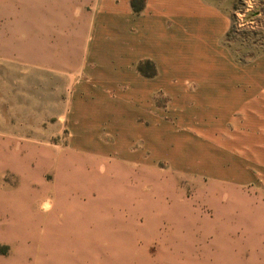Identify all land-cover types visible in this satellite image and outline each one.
Returning <instances> with one entry per match:
<instances>
[{"label": "rangeland", "instance_id": "obj_1", "mask_svg": "<svg viewBox=\"0 0 264 264\" xmlns=\"http://www.w3.org/2000/svg\"><path fill=\"white\" fill-rule=\"evenodd\" d=\"M220 1L236 59L264 54V0ZM94 7L0 0V264H258L263 211L207 176L194 91L158 89L149 61L124 72ZM209 151L240 178L241 149Z\"/></svg>", "mask_w": 264, "mask_h": 264}, {"label": "crops", "instance_id": "obj_2", "mask_svg": "<svg viewBox=\"0 0 264 264\" xmlns=\"http://www.w3.org/2000/svg\"><path fill=\"white\" fill-rule=\"evenodd\" d=\"M92 1L96 16L90 19L91 31L101 34L107 24L120 34L122 56L127 58L119 62L124 72L149 61L157 73L158 89L172 88L174 82L180 89L194 91L195 136L209 140L195 149H208L212 161L207 176L239 186L264 215V54L242 62L225 44L232 29L231 4L220 0H142L137 16L134 0ZM130 76L128 85L133 86L140 77ZM209 149H241L240 178L212 171L216 161ZM260 233L258 264H264V228Z\"/></svg>", "mask_w": 264, "mask_h": 264}, {"label": "bare ground", "instance_id": "obj_3", "mask_svg": "<svg viewBox=\"0 0 264 264\" xmlns=\"http://www.w3.org/2000/svg\"><path fill=\"white\" fill-rule=\"evenodd\" d=\"M46 208H49V205H46Z\"/></svg>", "mask_w": 264, "mask_h": 264}]
</instances>
